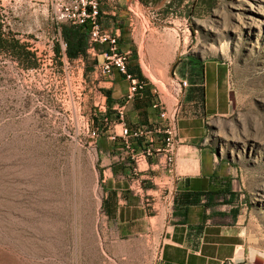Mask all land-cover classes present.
Here are the masks:
<instances>
[{
  "label": "rangeland",
  "instance_id": "1",
  "mask_svg": "<svg viewBox=\"0 0 264 264\" xmlns=\"http://www.w3.org/2000/svg\"><path fill=\"white\" fill-rule=\"evenodd\" d=\"M78 1L0 0V264H163L162 222L121 236L103 208L108 176L125 160L112 158L106 133L92 137L103 117L95 57L103 45L91 50L84 29L85 52L66 55L63 26L76 24L63 14ZM136 4L145 30L156 34L150 27L158 24L159 46L171 36L185 45L181 57L219 64L215 89L230 111L207 120L203 142L239 165L246 211L244 245L214 264H264V0ZM172 55L142 69L168 106L182 70L166 64ZM171 196L165 188L166 214ZM143 201L152 208L151 195Z\"/></svg>",
  "mask_w": 264,
  "mask_h": 264
},
{
  "label": "crops",
  "instance_id": "2",
  "mask_svg": "<svg viewBox=\"0 0 264 264\" xmlns=\"http://www.w3.org/2000/svg\"><path fill=\"white\" fill-rule=\"evenodd\" d=\"M136 5V0H101L98 17L103 30L118 35L119 49L130 53L129 70L147 82L145 89L126 105L124 122L134 129L160 121L158 109L152 106L159 92L142 70L159 67L157 60L163 58L160 54H174L166 64L180 65L182 70L175 77L186 79L188 85L178 95V144L171 167L156 164L164 161V156L150 157L151 167L141 175L145 179L144 192L151 195L152 208L144 204L143 195L130 190L134 177L128 161L122 164L123 171L109 174L103 208L121 236L136 234L143 223L151 228L153 220L158 228L162 222L159 259L163 264H173L176 259L184 264H189L190 259H195L196 264L221 262L245 243L246 210L238 187L239 165L222 158L212 145L203 142L207 120L230 111L227 94L215 89L223 83L218 77L219 64L181 57L185 45L176 44L171 36H166L165 43L159 46L158 24L152 22L155 25L150 27L156 34L145 30L146 20L132 10ZM95 57L98 64L103 60L101 53ZM98 85L105 94L108 115L114 119V108L126 93L128 82L114 71ZM159 96L163 101L160 93ZM111 143L117 154L119 143ZM116 162L120 161L116 158ZM168 183L173 184V193ZM165 188L168 197L172 194L174 199L168 214L163 210Z\"/></svg>",
  "mask_w": 264,
  "mask_h": 264
},
{
  "label": "built area",
  "instance_id": "3",
  "mask_svg": "<svg viewBox=\"0 0 264 264\" xmlns=\"http://www.w3.org/2000/svg\"><path fill=\"white\" fill-rule=\"evenodd\" d=\"M99 12V0H79L71 12L63 14L66 20L76 25H87L88 44L91 50L95 51L96 45L105 46V49L101 52L103 60L99 64L102 79L117 71L128 82L126 93L121 97L118 106L114 108V114L112 115L114 119L105 114L107 111L106 97L100 92V109L103 112L102 125L92 131V137H99L104 132L107 134L108 139L121 145L116 158L129 162L134 177L131 180L130 190L145 196L147 195L144 192L145 179L141 175L151 167L149 158L164 156V161H158L156 164L166 169L170 168L174 161L178 144V95L188 83L183 78L173 80L172 89L175 91V101L169 106L162 101L157 93V99L152 106L159 111L160 121L158 123L130 129L124 122L125 107L145 89L147 82L129 70L130 53L119 49L116 33H110L100 27ZM183 30H180L181 33L184 32ZM156 142H160V144H156Z\"/></svg>",
  "mask_w": 264,
  "mask_h": 264
},
{
  "label": "trees",
  "instance_id": "4",
  "mask_svg": "<svg viewBox=\"0 0 264 264\" xmlns=\"http://www.w3.org/2000/svg\"><path fill=\"white\" fill-rule=\"evenodd\" d=\"M84 29L88 31L87 25L63 26L62 34L66 43L65 51L69 58H74L85 52L86 34ZM107 213H109L108 210Z\"/></svg>",
  "mask_w": 264,
  "mask_h": 264
}]
</instances>
